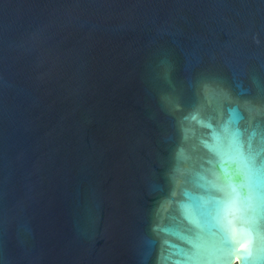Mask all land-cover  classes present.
<instances>
[{"label":"water","instance_id":"95a60500","mask_svg":"<svg viewBox=\"0 0 264 264\" xmlns=\"http://www.w3.org/2000/svg\"><path fill=\"white\" fill-rule=\"evenodd\" d=\"M0 264H264V0H0Z\"/></svg>","mask_w":264,"mask_h":264},{"label":"snow or ice","instance_id":"6c2138e0","mask_svg":"<svg viewBox=\"0 0 264 264\" xmlns=\"http://www.w3.org/2000/svg\"><path fill=\"white\" fill-rule=\"evenodd\" d=\"M237 152H238V148H237Z\"/></svg>","mask_w":264,"mask_h":264}]
</instances>
